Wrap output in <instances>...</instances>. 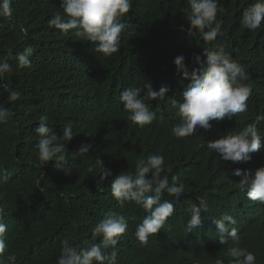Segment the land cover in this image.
I'll list each match as a JSON object with an SVG mask.
<instances>
[{"label":"trees","instance_id":"obj_1","mask_svg":"<svg viewBox=\"0 0 264 264\" xmlns=\"http://www.w3.org/2000/svg\"><path fill=\"white\" fill-rule=\"evenodd\" d=\"M256 2L219 0L218 6L225 9L217 15L223 21L222 34L205 41L188 34L187 0H134L132 9L121 18L127 27L121 34L119 51L105 56L74 31L64 34L49 26L52 16L63 14L61 0H12V20L0 19V59L6 58L9 48L20 52L30 46L34 52L27 67L9 61L12 71L3 81L8 87H0V105L12 112L6 123H0V168L7 169L10 176L0 183V206L8 226V251L0 264H13L8 254L16 256L14 264H57L66 239L81 246L100 243L102 237L93 241L92 230L109 212L128 218L126 233L116 246L118 264H214L216 252L221 250L220 256L224 255L223 245L217 240L210 243L215 236L211 229L216 226L214 220L239 206L247 210L254 207L242 200L238 185L231 197L206 194L224 193L235 179L231 171L238 163L221 160L201 135L175 137L155 110L180 101L183 88L190 83L176 71L177 56H183L191 70L197 55L206 60L205 48L215 50L223 45L232 60L245 68L248 62L264 63V23L249 31L240 22L243 11ZM19 25L27 28V36ZM149 83L153 90L167 84L170 90L155 106L151 107V99L145 101L157 118L141 128L128 119L120 94ZM10 91H18L19 99L10 101ZM251 98L263 99L255 89ZM41 115L49 117L48 125L58 136L63 135L65 124L72 125V140L60 138L67 163L49 161L42 165L38 160L36 128ZM237 124L224 119L219 122V126L229 125L228 131ZM82 144L91 148L74 155ZM149 154L164 157L170 171L162 175H167L170 183L175 175L185 193L179 197L164 194L163 199L172 202L176 211L143 245L135 231L147 212L134 202L121 207L112 197L111 177L105 179L102 190L97 189L102 168L97 158L114 177L134 172L136 161ZM246 172L249 176L254 171ZM199 198L206 199L208 210L201 213V226L187 232V209L192 204L201 205ZM259 223L261 233L257 222L247 221L240 235L251 240L243 247L252 249L255 245L258 264H264V207ZM203 246L206 250L201 251Z\"/></svg>","mask_w":264,"mask_h":264},{"label":"clouds","instance_id":"obj_2","mask_svg":"<svg viewBox=\"0 0 264 264\" xmlns=\"http://www.w3.org/2000/svg\"><path fill=\"white\" fill-rule=\"evenodd\" d=\"M133 2L134 0H61L63 14L57 12L48 20V24L64 34H68L70 30L74 31L80 40L92 42L97 52L111 56L120 49L121 34L127 27L121 18L129 13ZM187 4L189 8L184 11L188 12L187 31L191 37L213 41L222 34L223 21L219 20L217 15L223 14L225 9L218 6L219 0H187ZM12 17V0H0V19L11 21ZM240 22L249 31L260 28L264 23V0H257L245 9ZM19 30L27 36L26 27L19 25ZM257 49L261 51L263 48ZM33 52L34 49L30 46L20 52H14L12 48L7 49L6 58L0 59V87H8L3 81L12 71L9 61L16 60L18 67H27ZM204 54L206 60H201L197 55V64L191 70L185 64L183 56L175 58L177 73L182 74L190 83L183 88L180 101L173 100V104L168 108L162 109L159 106V110L155 111L161 115L165 127L172 129L175 137L201 135L208 149L218 153L221 160L238 163L231 171L235 176L231 186L224 193L208 192L206 195H214L216 198L231 197L235 193V186L238 185L242 200L249 202L248 205L254 209L247 210L239 206L237 210L214 220L216 226L211 229L215 236L210 243L217 240L223 245L224 251L222 256L221 250L213 255L214 264H258L260 259L255 245L252 249L243 247L245 242L251 240L241 237L240 233L247 221L257 222V230L261 233L259 220L264 207V127L261 126L264 122V63L248 62L245 68L232 60L223 45L215 50L205 48ZM167 86L153 90L152 84L149 83L143 88L130 87L123 90L120 101L129 112L128 119L141 128L152 124L157 115L149 109L145 101L151 99L152 107L165 100L166 93L170 90ZM254 89L260 91L262 100H252ZM19 97L18 91L9 92L10 101L14 102ZM11 116L12 112L0 105V123H6ZM222 119L229 124H238L229 127L228 131L229 125L219 126ZM48 120L47 115H41L36 128L39 136L38 160L42 165L49 161L67 163L65 145L60 142V138L67 142L72 140V125L65 124L63 135L58 136L49 127ZM90 148L91 145L82 144L77 152L72 153L84 154ZM97 163L102 165L99 179L96 180L98 190H102L105 179L111 177L112 197L121 207L126 202H134L147 212L135 231V236L141 244L147 245L149 237L164 228L168 217L176 211L172 202L163 199L164 194L179 197L185 193L184 185L176 183L178 178L175 175L171 177V183L167 175H162L170 169H166L164 157L159 154H149L146 158L138 159L134 172H121L114 177L111 169L105 168L99 157ZM249 170L254 172L248 176L246 171ZM65 172L69 173L67 170ZM9 178L7 169L0 168V183L8 181ZM37 183L39 184V181ZM199 201L201 205L192 204L187 209L190 214L186 224L187 232L201 226V213L208 210L206 199L199 198ZM7 227L5 210L0 206V259L8 251ZM127 228V217L116 212L107 213L92 230L93 241L96 237H102L100 243L89 242L87 246H81L66 239L62 241L57 264H118L116 246ZM204 250L206 248L203 246L201 251ZM7 259L14 264L16 256L8 254Z\"/></svg>","mask_w":264,"mask_h":264}]
</instances>
